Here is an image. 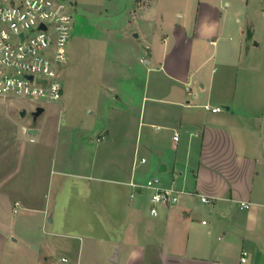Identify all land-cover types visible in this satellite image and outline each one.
I'll use <instances>...</instances> for the list:
<instances>
[{"label":"crops","instance_id":"0c3cea01","mask_svg":"<svg viewBox=\"0 0 264 264\" xmlns=\"http://www.w3.org/2000/svg\"><path fill=\"white\" fill-rule=\"evenodd\" d=\"M135 5L117 36L129 47L85 89L96 94L86 108L96 118L78 138L69 118L50 138L45 110L30 123L3 116L5 129L17 125L0 132V264H264V0ZM68 175L101 214L130 218L101 263L84 236L55 225ZM152 176L189 193L154 215L151 191L132 185ZM56 236L81 240H63L57 256Z\"/></svg>","mask_w":264,"mask_h":264},{"label":"rangeland","instance_id":"374dc122","mask_svg":"<svg viewBox=\"0 0 264 264\" xmlns=\"http://www.w3.org/2000/svg\"><path fill=\"white\" fill-rule=\"evenodd\" d=\"M135 3L136 0L74 1L72 30L67 44L69 59L67 64L63 65V73H74L72 76L73 78H71V81H68L67 76L62 73L61 81L63 93L61 99L58 102L44 103L43 106L45 111L39 118V122L43 120L47 122L50 138L51 136L54 138L55 135L57 136V133L66 130V126L64 125H66L65 123L68 118L73 120L70 122L75 124L74 129L77 128L75 139L78 138L77 133H80L82 128L86 127L87 124L95 122L96 114H89L86 108L87 103L96 105L98 100L96 99L95 93L90 90L86 91L85 89L93 88L98 85L96 79L99 75L97 74L96 76V73H111L107 71L109 68L108 66H110L109 63L118 48L125 51L129 47L127 41H119L117 36L120 34L121 30H124L125 26H129L127 20L130 18V10L136 7ZM255 9L259 11V8L254 5L253 10L255 11ZM157 11L160 10H155V12ZM258 16L259 14L257 15L259 19ZM260 22L261 19H259V25L261 27ZM260 53L262 56V65L264 66V45L261 46ZM100 66L103 68L102 71L100 70ZM69 88L73 89V92L68 96L72 106L66 103L65 93ZM23 105H25L27 109L25 116L21 115ZM34 106L35 103L31 100L3 99L0 97V124L7 121L4 119L6 117L3 116H9L10 111L19 121L30 123L33 119L32 112L34 111ZM97 122L99 123V121ZM16 125L17 122L15 123V121L8 124L6 129L0 125V132L1 129H9V132H11ZM77 145L78 143L74 142L73 149L75 148L79 154ZM64 164H68L66 168L73 167L70 165L71 163ZM54 176L56 188L58 187V175L55 174ZM66 178L64 195L61 198H57L58 208L55 225H59L58 228L64 226V230L77 232V234L84 237L88 236V238H82V240H85L86 246L97 249L94 254L89 253L88 256L95 261L98 259L101 263L103 261L101 258L102 249L110 245L111 241L116 240L113 238L116 231L122 233L123 230L126 231L129 229L131 223L128 220L130 218L128 219L126 214H117L115 211L112 212L113 214H101V208L97 202H91L81 196L82 183H80V179H75L72 175H68ZM55 192H57L56 189ZM108 209H110V206H108ZM146 211L147 209L144 212L147 213ZM111 214L114 217L111 216ZM117 216L120 217L119 221L111 220L112 217L117 218ZM103 218H105V220H102ZM147 219L148 217H145V220ZM135 224L136 228H138L136 229V233H142L145 221H136ZM131 228L132 227H130V229ZM53 239L62 241L56 246L57 256H61L67 250V248L63 246V240H68L70 243L72 242L71 245H78L81 240L80 237L73 238L70 236H56V238L54 237Z\"/></svg>","mask_w":264,"mask_h":264},{"label":"built area","instance_id":"2783aa9c","mask_svg":"<svg viewBox=\"0 0 264 264\" xmlns=\"http://www.w3.org/2000/svg\"><path fill=\"white\" fill-rule=\"evenodd\" d=\"M74 1L0 0L1 98L31 100L35 103L34 110L61 99V69L68 60ZM221 109V106L212 107L214 111ZM132 185L151 191L150 211L154 215L161 206L176 204L181 194L189 193L174 185H164L158 176ZM201 198L209 201L204 195Z\"/></svg>","mask_w":264,"mask_h":264},{"label":"water","instance_id":"95a60500","mask_svg":"<svg viewBox=\"0 0 264 264\" xmlns=\"http://www.w3.org/2000/svg\"><path fill=\"white\" fill-rule=\"evenodd\" d=\"M45 110V108L43 106H38L33 112H32V115H33V118L34 120L37 119V117L43 113V111ZM27 113V109L25 107H23V109L21 110V115L22 116H25ZM24 130L27 131L28 133L32 134V133H36L37 132V129L35 128H28V127H24Z\"/></svg>","mask_w":264,"mask_h":264}]
</instances>
